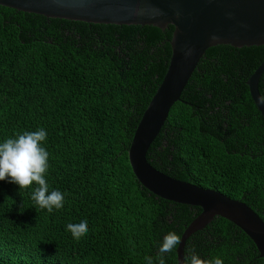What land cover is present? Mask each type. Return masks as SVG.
<instances>
[{
  "label": "trees",
  "instance_id": "1",
  "mask_svg": "<svg viewBox=\"0 0 264 264\" xmlns=\"http://www.w3.org/2000/svg\"><path fill=\"white\" fill-rule=\"evenodd\" d=\"M172 26L87 23L0 5V143L44 128L49 213L28 189L0 181V264H146L198 207L159 198L134 178L127 148L165 71ZM258 46L208 47L168 110L145 159L169 177L245 203L264 222V126L246 79ZM257 89L264 102V71ZM86 220L79 240L69 223ZM264 264L250 239L214 216L184 242L183 258ZM165 264H176L175 249Z\"/></svg>",
  "mask_w": 264,
  "mask_h": 264
},
{
  "label": "water",
  "instance_id": "2",
  "mask_svg": "<svg viewBox=\"0 0 264 264\" xmlns=\"http://www.w3.org/2000/svg\"><path fill=\"white\" fill-rule=\"evenodd\" d=\"M0 5L87 23L151 25L161 30L172 26L165 71L141 113L127 148L129 167L140 186L153 195L200 209L180 234L181 241L175 248L176 264L183 260L185 240L214 216L242 231L264 262V222L245 203L216 190L169 177L145 159L169 108L179 100L191 72L208 47L264 44V0H0ZM263 71L264 59L245 84L264 119V102L257 89Z\"/></svg>",
  "mask_w": 264,
  "mask_h": 264
},
{
  "label": "clouds",
  "instance_id": "3",
  "mask_svg": "<svg viewBox=\"0 0 264 264\" xmlns=\"http://www.w3.org/2000/svg\"><path fill=\"white\" fill-rule=\"evenodd\" d=\"M46 137V130L39 128L36 131H25L0 143V181L8 180L18 185L19 189H28L35 184L31 199L40 209H46L51 213L53 209L63 207L65 197L59 190L50 191L45 179V173L49 168V153L42 147V142ZM67 230L74 239L79 240L88 232L87 221L69 223ZM180 241V236L175 232L166 233L155 260L151 256H146V264H165V254L172 252ZM181 264H223V260L219 257L204 260L192 250L190 254L185 255Z\"/></svg>",
  "mask_w": 264,
  "mask_h": 264
},
{
  "label": "flooded vegetation",
  "instance_id": "4",
  "mask_svg": "<svg viewBox=\"0 0 264 264\" xmlns=\"http://www.w3.org/2000/svg\"><path fill=\"white\" fill-rule=\"evenodd\" d=\"M263 119V118H262ZM261 127H263L264 126V119H263V123L260 125Z\"/></svg>",
  "mask_w": 264,
  "mask_h": 264
}]
</instances>
